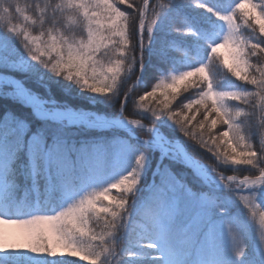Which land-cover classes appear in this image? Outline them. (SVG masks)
<instances>
[{
  "label": "snow or ice",
  "instance_id": "6c2138e0",
  "mask_svg": "<svg viewBox=\"0 0 264 264\" xmlns=\"http://www.w3.org/2000/svg\"><path fill=\"white\" fill-rule=\"evenodd\" d=\"M188 2L189 0L186 2L185 0H169L168 4L175 3L177 6H182ZM191 2L198 7H203L218 20L227 22L228 34L224 36L222 42L211 47L210 54L216 57L214 54L219 48H228L232 63L223 61L222 66L236 80L252 86L255 91L217 92L213 89L211 77L208 74L186 85V88L201 89V91L196 98L184 103L180 111L174 112L169 107L171 101L176 99L175 93L162 92L163 99L156 96V89L161 87L160 84H156L151 91L139 96V101L154 97L169 118L180 126L184 136L197 141L199 147L207 149L217 161L251 168L253 170L251 175H245L239 180L235 176H228L229 183H225V179L221 177L226 187L234 184L236 189L244 193L239 195V200L243 202L245 208H248L252 202H256L258 195L264 198V61L261 60L264 57V43L241 39L237 34L232 12L222 13L210 6L199 4L197 0H191ZM247 2L251 4L253 12L258 9L257 4L252 0ZM125 3L127 9L132 10L131 14L127 9L121 11L118 7ZM237 7L240 8L242 5L238 4ZM150 8L156 18L147 25L148 43L160 14L150 5V0H142V3H137L136 0H60V2L50 0L43 8L39 3L22 8L18 0H0V23L6 27L7 33L19 35L23 30L11 24V21L21 17L28 21L30 17L25 12L31 10L36 20L40 21L41 27L44 24L54 25L52 30L46 33L50 43L39 56L30 47L35 40L30 39L26 31L23 32L26 55L56 75L63 73L67 79H75L93 92L107 94L114 89L120 77L126 74L125 66L127 65L131 70L134 64L141 60L140 52L147 45L145 17L149 15ZM65 9L74 10L81 17L82 27L77 34L79 39L67 33L61 34L56 27L58 25L60 29L63 28L58 16ZM258 13V15L245 13V16L248 20L261 21L258 34L264 36V4L259 6ZM36 20L32 22L36 23ZM252 32L256 33V29L253 28ZM137 48L139 59L135 55L129 59L128 51L136 52ZM110 51H114L115 56L105 68L98 63V60L107 56ZM46 52L49 55L48 59L43 58ZM252 58H256L255 63ZM140 66L142 67V61ZM97 67L100 68L99 73L96 71ZM12 69L25 70L22 64L10 58V54L0 55V85L6 89L4 94L13 98L19 97L38 107L41 102L34 95H30L21 80L9 74ZM89 69H91V75H89ZM203 72H205L204 65L192 71L183 72L180 77L172 78V85L176 84L177 79L183 80L195 73ZM89 80L93 82L89 83ZM9 86L11 90H7ZM257 98L259 103L256 102ZM225 100L238 102L234 111L224 107ZM198 113L203 115V119H197ZM40 114L47 115L46 112ZM156 114L154 110L153 115ZM258 114L260 124L254 129L253 122ZM11 119L13 118L5 116L3 122H0V224H16L21 226V230L11 236H6L0 230V252L26 249L32 253L55 256V249L61 247L70 248L74 253L78 252L81 260H88L90 264H108L102 257L107 255L111 258L120 252L119 245L110 238L116 234L118 225L120 236H123V228L127 223L132 203L128 196L134 192L138 183L136 169L102 189L99 194L80 198L55 215L40 214L38 207L32 210L22 202H5L4 196L11 195L7 189L13 186L9 177L22 163L19 153L24 147L27 127L23 122H17L15 126H11L9 124ZM130 122L134 125L139 124L136 120ZM218 123L225 128L223 131H218V134H214L213 130ZM253 132L256 136L259 135V149L254 148L251 143L250 138ZM42 145V134L29 138L28 166L34 179L39 176L42 166L55 163L60 158L59 149L45 154L42 152ZM164 151L180 152L178 146L176 149L165 148ZM180 155L183 153L180 152ZM184 158L192 167H200L199 161ZM136 164H142V157H137ZM212 170L216 171L215 167ZM51 186L53 185L50 181ZM115 188H121L118 197H112L109 203L101 200V196L107 198L110 190ZM181 188L190 198L191 206L195 208V211L187 224L177 229L173 227L172 220L178 212L184 210L178 197ZM211 203L207 195L194 196L179 181H176L171 173L162 175L160 183L153 190L151 199L143 207L148 211L149 220L156 229L155 233L148 238L146 247L157 249L156 258L160 260V264H186L185 248L191 246L192 241L200 236L202 230L203 235L200 236L197 248L198 255L214 253L216 229L209 212ZM217 211L222 209L217 208ZM255 215L253 211L252 216ZM259 215L261 225L264 226V211H261ZM98 221L103 222L105 231L99 233L95 231ZM39 225H48L50 235H45L44 230L37 227ZM227 231L229 234L238 236V243L231 244L234 256L239 258L244 254L245 242L239 236L235 226L230 225ZM110 241L111 246H109ZM177 241L180 243L178 244ZM257 243L258 256L251 257L248 264H264V233L257 239ZM97 249L100 250L97 251ZM125 255H131V253H125ZM113 264H119V259Z\"/></svg>",
  "mask_w": 264,
  "mask_h": 264
},
{
  "label": "trees",
  "instance_id": "16d2710c",
  "mask_svg": "<svg viewBox=\"0 0 264 264\" xmlns=\"http://www.w3.org/2000/svg\"><path fill=\"white\" fill-rule=\"evenodd\" d=\"M237 1L197 0L199 4L210 6L222 13H226L228 7L234 6ZM18 2L22 8L36 3H39L43 8L50 0H18ZM56 2H60V0H56ZM136 2L142 3V0H136ZM168 2L169 0H150V5L155 7L160 14L148 43L147 25L152 23L156 17L151 12V8L149 15L145 17V43L147 45L140 52L141 60L137 61L131 70L127 65L125 66L126 74L120 77L110 93L93 92L77 80H69L63 73L56 75L40 63H35L30 72L12 69L9 74L21 79L32 92L54 101L59 106L95 112L107 118L121 117L129 121L136 120L139 123L156 126L170 140L181 142L186 151L196 160L211 169L215 167L216 174L238 177L251 175L253 171L251 168L217 161L207 149L200 148L197 141H192L184 136L180 126L169 118L166 111L162 110V105L158 104L154 97L139 101V96L151 91L167 73L192 71L201 65L209 70L213 89L217 92L255 91L252 86L236 80L222 66L223 61L232 63L224 54V50L227 51L228 48L218 49L214 54L218 59L210 54L211 47L222 42L224 36L228 34L227 22L218 20L203 7L196 6L191 0L182 6H177L175 3L168 4ZM252 2L257 4L258 9L260 5L264 4V0H252ZM118 7L121 11H125L127 4L118 5ZM258 9L253 12L250 4L246 10L233 14V20L237 34L241 39L264 43V36L258 34L261 21L248 20L245 16V13L258 15ZM127 11L130 14L132 12L131 9H127ZM25 14L30 17L28 21L23 20L22 17L11 21V24L23 30L19 35L7 33L6 27L0 23V50L2 47L3 50L13 47L17 53L26 55L24 31L28 33L29 38H40L43 41L44 49L48 47L50 41L46 33L52 30L54 25L44 24L41 27L40 21L36 20V16H33L31 10H27ZM33 20H36V23H33ZM58 20L63 24L62 29L56 25L61 34L67 33L69 36L80 38L77 35L82 27L79 13L65 9L58 16ZM253 28L256 29V33L252 32ZM133 55L139 59L138 48L136 52L128 51L129 59ZM114 56L115 52L110 51L107 56L99 58L98 63L108 67ZM43 58H49L47 52ZM252 59L255 63L256 58ZM261 60L264 61V57ZM141 61L142 67L140 66ZM203 76L205 75H200L197 78L192 77L188 83H179L178 88L174 90L156 91V96L163 99L162 92L175 93L176 99L171 101L169 107L174 112L180 111L184 103L196 98L201 91V89L186 88V85ZM92 82L89 80V83ZM5 91V87L0 90V122H3L5 116L11 117L13 118L11 120L15 121L11 126H15L17 122H23L27 126L24 140L28 136L42 134L43 144L51 147L53 152L57 149L60 152L59 160L49 163L47 167L42 166L39 176L34 179L28 166V149L23 147L19 153L22 163L13 170V174L9 177L13 186L7 189L11 195L4 196L5 202H22L32 210L38 207L40 214L55 215L68 207V204H72L80 198L99 194L102 189L136 169L137 157L145 153L148 160L141 171L136 169L138 183L134 192L128 196L132 203L127 223L123 228V236H120V226L118 225L116 234L110 238L119 245L120 252L111 258L105 255L102 257L103 260L108 259V264H113L117 259H119V264H160V260L156 258L157 249L146 247L148 238L155 233L156 229L149 220L148 211L143 207L151 199L153 190L160 183L162 175L167 173H171V176L192 194L207 195L212 200L218 201L221 205V212H223L221 216L234 217L240 237L245 242V250L242 255L244 263L248 264L251 257L258 256L257 239L264 233V226L261 225L259 215L261 211H264V198L258 195L256 202H252L248 208H245L243 202L239 200L237 192L217 190L204 184L179 157L166 155L159 159V154L152 145L144 143L140 138H131L125 132L114 128L67 126L63 123L41 119L22 101L5 95ZM256 102L259 103L258 98ZM223 103L227 110L234 111L238 102L225 100ZM154 110L157 112L156 115H153ZM197 119H203V115L198 113ZM259 124L258 114L253 122V128L255 129ZM224 128L225 126L218 123L216 129L213 130L214 134H218V131H223ZM140 133L141 137L145 136L143 132ZM205 139H207L206 136ZM250 139L254 148L259 149V135L256 136L253 132ZM122 141L130 145L138 156L132 161L128 171L117 173L116 165H110V161H112V154ZM112 172H116V175L108 185L98 189L95 193L90 192L89 185L93 178L110 177ZM256 174L258 175V173ZM49 180L55 184V192L50 189ZM29 185H32L36 190L39 196L38 201H35L31 194L26 192ZM120 193L121 188L111 189L110 195L107 198L101 196V200L109 203L112 197H118ZM67 196L66 201L65 197ZM253 211L256 213L254 217L252 216ZM179 216H175L172 220L173 227L177 229L181 222ZM37 227L43 229L45 235H50L46 225ZM0 230L6 236H11L18 233L21 226L5 223L0 224ZM95 231L98 233L105 231L102 221L97 222ZM109 246H111V241ZM99 250L97 249V251ZM55 251V256H48L46 253H32L26 249L7 250L0 252V264H90L88 260H81L80 254L74 253L70 248L57 247ZM185 252L187 253L185 262L189 264L192 255L188 254V248H185ZM125 253H131V255H125Z\"/></svg>",
  "mask_w": 264,
  "mask_h": 264
},
{
  "label": "rangeland",
  "instance_id": "374dc122",
  "mask_svg": "<svg viewBox=\"0 0 264 264\" xmlns=\"http://www.w3.org/2000/svg\"><path fill=\"white\" fill-rule=\"evenodd\" d=\"M238 4L242 5V7L238 8L237 7ZM249 6H250V3H248L247 0H238L234 6L228 7L226 12L230 11L233 14H235L238 11L246 10ZM30 39L35 40V43L31 44L30 47L34 50L35 54L37 56H39L41 51L44 49V46L42 44L43 41L40 38H38V39L30 38ZM4 53L10 54V58L12 60L17 61L20 64H22L24 69H25L23 71L30 72L31 69L35 66V63L36 64L39 63L36 61H32L27 55H22V53H17L13 47L9 50H3V47H2V50H0V55H2ZM224 54L226 57H228V59H230L232 61L229 50H227V51L224 50ZM104 67H106V66H104ZM88 71H89V75H91V69H89ZM96 71H97V73H99L100 68L97 67ZM182 73L183 72H180V73L169 72V73H167L166 76H164L158 82V84H160L161 87L157 88L156 91H163V90L165 91L167 89L174 90V89L178 88L179 83H182V82H183V84L188 83L192 77L197 78L200 75H208V74L210 75L209 70L207 68H205V72L195 73L193 76L186 77L183 80L177 79L176 84L172 85V78L174 76L180 77ZM15 78L17 80H21L17 77H15ZM22 83H23V81H22ZM23 85H24V83H23ZM3 87H4L3 85H0V90H2ZM24 87L26 89H28L25 85H24ZM7 90H11V87L9 86V88ZM29 93L31 95H34L41 102V108L44 111H47L49 113L56 111V110L62 111V112H73V113H77L80 116L77 121H73V122L69 121L68 119H59L60 121L54 120V122L63 123L64 125H67V126H78L79 127V126L84 125V126H87L89 128L91 127L90 124L84 123V120H87L88 122L94 121V122H98V123H100V122H105V123L117 122L118 124L101 125V126H98V128L99 127L100 128L106 127L105 129L114 128V129L121 130V131L125 132L131 138H140L144 141V143L150 144V145H152V147H154V149L159 154V159H162L166 155H169V156L172 155L173 157H179L181 159V161L186 166H189L195 172V175L204 184L212 186L213 188H215L217 190H222V191H226V192H230V193L237 192L238 197H239V195L244 194L241 192L240 189H236L234 184L232 186H227V187L225 186L221 177H223L225 179L224 180L225 183H229L227 181V177H228L227 175L216 174L210 167H208L207 165H205L202 162H200L199 168H194L184 158V155H180V152H173V151L165 152L164 151L165 148L176 149L177 148L175 146L176 144H174V145L169 144L168 143L169 140L167 138H165L164 134L160 130H158L156 126H150V125H146L143 123H139V124L134 125L129 120L123 119L121 117H112V118L108 117L107 118L106 116L95 113V112L77 110V109L70 108V107L59 106L54 101H50L46 98L40 97L38 94L32 92L31 90H29ZM16 98L18 100L22 101L27 106H29L37 117H39L41 119H45L44 115L38 114L36 109L29 102H27V101H25L19 97H16ZM46 117H48V116H46ZM12 123H15V121L9 120V124L11 125ZM151 128L156 129L158 131V134L161 135V137H159V139L152 133ZM140 132H143V134L145 136L141 137ZM30 137H32V136H28L27 139L24 140V141H27V142H24V147H26L27 149H28V141H29ZM42 152L47 154V153L53 152V151H52L51 147L43 144L42 145ZM75 153L78 154V152H75ZM136 156H138L137 152H135V150L132 149L131 146L128 145L126 142L122 141V142H120V144L117 147V149L115 150V152L112 154V161H110V165H112V166L116 165V167H117L116 169H118L117 173L120 171H128L132 165V161L135 160ZM139 157H142V164L141 165L136 164V169H138V171H141L144 167L143 165L147 162L148 157L145 153L140 155ZM193 159L196 160L194 157H193ZM196 161H198V160H196ZM47 165H46V167H47ZM115 175H116V172L115 173L112 172L110 177H100L97 179L93 178L90 181V185H89L90 192L95 193L98 189L103 188L104 186L108 185L112 181V178ZM235 177L237 178V180L243 178V177H238V176H235ZM51 184L53 186H51L50 188L54 189L55 184L52 182H51ZM55 191H56V189L54 190V192ZM27 192L34 194L36 197L35 200H37L39 198V196H38L37 192L34 190L33 186H29L27 189ZM245 192H246V190H245ZM193 195L197 196V197L204 196L202 194H199V195L193 194ZM178 197H179L180 203L182 204V206L184 208L183 211L178 212L175 215V216L180 215L179 216L180 221H181L180 225H179V228H180V227H183L185 224H187L188 220L190 219V216L195 211V208L191 206L192 202H191L190 198L184 194L183 188H181L180 192L178 193ZM65 199L67 201L68 196L65 197ZM211 202L212 203L209 207V212H210V215L212 217V222H213L215 229H216L215 251L212 254L198 255L197 248L199 246L200 236L203 235V230H202L200 233V236L196 237L192 241L190 247H187L188 248V254L192 255L191 262L189 264H214V262H218V264H246L243 261L242 255L239 258H236L233 254V251H232V244L235 245L236 243H238V236H236L235 234H229L227 229L230 225L235 226L236 229L238 230V233H239V228L235 224L234 217L233 216H228V217L221 216L223 214V212L217 211V208L221 209L220 203L218 201H215L212 199H211ZM69 205L70 204H68V206ZM224 215H227V213H224ZM46 226L48 227V225H46ZM239 236H240V234H239ZM177 243L179 244L180 242L177 241ZM181 246H183V245H181ZM256 249L258 250V243L256 245ZM258 251H257V253H258ZM104 260L108 261V259H104Z\"/></svg>",
  "mask_w": 264,
  "mask_h": 264
},
{
  "label": "bare ground",
  "instance_id": "6f19581e",
  "mask_svg": "<svg viewBox=\"0 0 264 264\" xmlns=\"http://www.w3.org/2000/svg\"><path fill=\"white\" fill-rule=\"evenodd\" d=\"M31 95V94H30ZM37 99V98H36ZM38 100V99H37ZM35 109L36 111L38 112V114L40 113H43V112H46L47 115H44V116H48V117H51L53 119H68L69 121L73 122V121H77L78 118L80 117L77 113H73V112H62V111H53L51 113L47 112V111H44L42 108H41V104L37 107V106H34L32 103H30ZM42 115V114H40ZM91 124L93 125H98V126H101V125H108V124H118L117 122H110V123H105V122H90ZM151 131L152 133L159 139V137H161L160 134H158V131L154 128H151ZM176 147L178 146L179 147V150L180 152L183 153L184 157H187L189 160H194L193 158H191L189 155L186 154V152L183 150L182 146L179 145V144H176L175 145ZM188 161V160H187Z\"/></svg>",
  "mask_w": 264,
  "mask_h": 264
},
{
  "label": "water",
  "instance_id": "95a60500",
  "mask_svg": "<svg viewBox=\"0 0 264 264\" xmlns=\"http://www.w3.org/2000/svg\"><path fill=\"white\" fill-rule=\"evenodd\" d=\"M46 119H50V120H52V121H54V120H57V121H60L59 119H52V118H49V117H46V116H44ZM84 122L85 123H87V121L86 120H84ZM91 126L92 127H97V125H92L91 124ZM100 128V127H99ZM103 128V127H102ZM166 138V137H165ZM168 139V138H167ZM169 140V139H168ZM168 143L169 144H171V145H174L175 143H178L177 141H175V142H171V141H168ZM183 148V147H182ZM184 149V148H183ZM184 151H185V149H184Z\"/></svg>",
  "mask_w": 264,
  "mask_h": 264
}]
</instances>
